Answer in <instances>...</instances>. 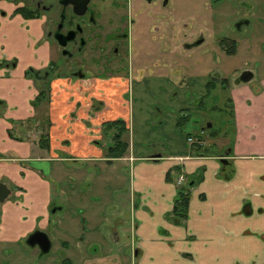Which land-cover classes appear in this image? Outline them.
Wrapping results in <instances>:
<instances>
[{"label":"crops","instance_id":"1","mask_svg":"<svg viewBox=\"0 0 264 264\" xmlns=\"http://www.w3.org/2000/svg\"><path fill=\"white\" fill-rule=\"evenodd\" d=\"M168 1L174 23L182 20L178 17L180 14L198 22L209 20V16L227 14L224 8L214 7V13L209 15L208 9L214 5V0L208 5L194 0L193 15L188 13L187 5L176 11L177 2L193 0ZM258 1L260 3L250 0V9L254 4L256 8H264L261 5L264 0ZM14 9L15 6H6L9 14L0 19V60L17 61L8 79L1 78L4 71L0 70V148L10 155L0 159V183L13 188L10 190L15 195L0 204V247L21 244V239L28 238L37 228L45 232L50 241L52 237L58 246L71 248L77 240L88 242L90 232L82 233L80 238L74 235L78 225L50 226L49 216L62 210L56 203L58 194L51 179L64 164L63 169L80 161L106 168L127 162L133 164V168L137 166V177L133 176L130 185L136 198L134 220L130 225L133 245L139 250L133 264H264V75L253 71L250 83L236 84L231 90L234 144L223 155L207 153L204 142L200 141L189 149L182 147L180 154L162 147L161 153L155 151L142 157L130 148L124 158L107 162L103 146L98 144L102 139L101 123L123 118L128 126L130 124L129 103L121 97L126 88L119 80L91 84L55 81L49 105L50 144L49 149L44 150L39 148L34 136L29 141L18 142L8 134L13 122H22L33 115L31 101L37 89L23 78L24 71L29 67L41 68L50 57L47 44L41 43L42 21L11 16ZM241 19L236 18L233 24ZM214 26L216 33L223 32V22H215ZM203 30L214 33L209 28ZM252 83H257L253 84L255 88H247ZM99 100L102 106L98 113H93L91 104ZM202 148L205 155H193ZM159 154L162 157L156 166L146 167L151 163L147 159L160 157ZM223 161L231 166L229 180L219 176ZM173 168L178 174H184L187 184L191 181L189 178L201 174L199 181L189 189V194L192 191L186 222L178 227L165 219L172 211L176 194L173 184L166 179ZM225 170L229 171V167ZM109 174L106 172L105 177L95 176L89 181L90 188L100 182L101 189L95 192L105 199L102 184H110ZM17 190L21 191L20 195ZM25 262L27 260L20 261Z\"/></svg>","mask_w":264,"mask_h":264},{"label":"rangeland","instance_id":"2","mask_svg":"<svg viewBox=\"0 0 264 264\" xmlns=\"http://www.w3.org/2000/svg\"><path fill=\"white\" fill-rule=\"evenodd\" d=\"M249 1L214 0L215 6L212 5V9L221 7L227 14L215 18L209 16L207 19L223 22V32H220L223 34H216L213 30L215 27L213 21L211 23L213 28L209 27V30L214 31L211 37L212 42L207 39L206 43L196 50L170 54L167 47L171 39L166 32L161 33L157 27L164 13L152 4H146L138 10L139 6L135 0H132L133 9L137 10L132 12L135 23L131 28L129 26L131 40L128 50L130 49L134 63L139 64L140 68L136 70L134 67L138 74L131 72L128 96L130 124L129 133L125 138L128 139L136 155L143 157L155 151L161 153L162 147H166L174 154H180L179 149L182 147L186 149L191 147L192 143L188 142L189 137L204 142L206 152L214 155H223L234 144L233 122L235 121H233L230 93L227 90L229 87L221 90L220 86L216 85L210 95L205 97L203 76L194 83L193 80H189L180 85L170 74L173 73L182 78L185 73L187 75L192 73L188 66L193 65L195 68L202 67L200 75L204 76L211 71H219L224 77L231 78L232 75L244 70L257 71L264 75V8H256L254 4L251 11ZM210 2L212 0L196 1L200 5H208ZM193 3H195L194 0L177 2L176 11L185 9L187 5L188 13L193 15L195 14L192 8ZM256 3L260 2L257 0ZM181 4L184 5L183 8ZM212 9H208L209 15L214 13ZM255 9H257L255 16H249L252 26L241 29V34L247 41L243 39L234 55L226 56L221 53L218 46L216 47L217 41L214 39L217 37L215 36H236L231 29L235 19L242 17L247 11L250 15ZM5 11L8 15L9 12L6 9ZM169 14L167 12V15ZM142 15L148 17L146 23L140 19ZM178 17L183 19L186 16L180 14ZM258 18L263 22L262 24ZM143 26H146L145 32ZM50 54L53 62L58 60L59 56L54 45ZM207 56L212 57L211 61H205ZM176 67L179 72L183 71V75L177 73ZM134 79L137 81H132ZM253 84L257 83L247 85V88L254 89ZM180 117H182L181 124L176 127ZM204 149L195 150L193 155L206 154ZM1 150L2 158L10 156L6 155L8 152L5 149ZM147 164L150 165L146 167L156 166L155 163ZM64 165L57 176L51 179L55 185V192L58 194L55 197L56 203L62 206V210L49 216L50 226L58 228L61 224L68 223L78 225L79 229L74 234L78 238L82 233L90 232L87 237L88 242L79 243L77 240L72 243V249H69L71 251L76 249L72 251L75 256L71 257L69 253H65L66 256L72 264H133L134 237L130 225L132 221L130 212L133 210L135 199L131 198L133 193L130 191V185L133 176L137 177V166L133 168L127 162H117L112 166L99 168L84 161L72 163L63 169ZM220 165L225 167L222 162ZM106 172L110 173V184L101 183H103L102 188L107 199L101 198L95 192L101 189L98 185L100 182L92 188L89 186L90 180H94L95 176L104 175L105 177ZM178 176V171L173 168L167 179L173 184L171 186L174 191L178 188L176 187ZM17 192L21 194L20 190ZM10 196L15 195L12 192ZM26 239L27 236L21 239L19 245L0 247V264H61L64 254L56 251L58 247H53L44 257L36 259L33 249L26 246ZM51 241L56 245L52 237ZM22 259L27 262L20 263Z\"/></svg>","mask_w":264,"mask_h":264},{"label":"flooded vegetation","instance_id":"3","mask_svg":"<svg viewBox=\"0 0 264 264\" xmlns=\"http://www.w3.org/2000/svg\"><path fill=\"white\" fill-rule=\"evenodd\" d=\"M135 1L136 4L139 6V8H137L138 10H140L142 7H145L146 4H152L155 7L161 9V11L164 13V16L161 18V22L158 23L157 27L158 30L161 31V33L166 32L171 39V42L167 47V50L170 52V54L180 53L181 51L186 53L191 52L203 46L206 43L207 39H210L211 41V37H213L214 33L206 32L203 30V28H209L210 26H212L211 23L214 21V19L202 21L205 23H201L195 20H189L188 17H184L182 20L174 23L171 15V7L169 6L168 0ZM68 2V0H0V19H5L7 17V13L5 11L6 6H15V9L13 10V13H11V16L20 15L24 20L27 21H42L43 37L41 39V43L47 44V49L50 52L52 45H54L59 58L58 60L53 62L50 54L49 61L46 65L42 66L39 69H35L33 67H29L27 69L45 71L44 83L48 82L49 84L50 102L52 84L57 80H68L73 83L89 82V84L94 82L108 83L112 82L113 80H119L122 83L121 86L126 88L125 91L121 93V97L129 103L128 96L130 90L129 86L131 81V72L132 74H135V72L138 74L136 70L140 68L139 64L134 63L133 56L130 55V49L128 50V44L131 40L129 26L131 28L135 23V20L132 17V12L133 10H137L133 9L132 0H89L88 4L84 8L83 13L79 15H77V12H80L78 10V7H76L75 11L74 5L69 4ZM20 8L24 9L25 14L31 15L32 17L27 18L25 17L26 15L24 13H16L15 11ZM134 8H136L135 4ZM210 8L212 9V5ZM249 10L252 11V9L250 8ZM167 12L170 14L167 15ZM256 12L257 9H255L249 15V12L247 11L244 12L243 16H246L248 14V16L254 17ZM241 18V20H238L237 22L231 25V29L234 30L236 36H215L217 37L214 39V41H217V43L214 42L216 44V47L218 46V50L226 56L234 55L237 53L238 47L242 44V41L244 39V36L241 34V29L243 27L252 26V21L250 17ZM140 19L142 20V22L145 23L148 21L147 16L142 15ZM258 19L260 20V18ZM215 22L218 21H214V23ZM262 23L263 22L261 21L260 24ZM143 27V31L145 32L146 26ZM216 34L220 35L223 33L217 32ZM68 38L71 39L68 40ZM244 41H247L246 38L244 39ZM41 43L39 44L42 45ZM214 50L216 51V49ZM2 53L5 54L4 52ZM211 59V56H207L205 61L209 62L211 61ZM16 67V60L8 61L2 58L0 60V70H3L4 73L1 78L8 79L11 76V72ZM134 67L136 70L134 69ZM188 67H190L192 71L191 74L187 75L185 73L184 75L186 76H184L183 71L179 72L178 67H176L177 73H181V75H183L182 78L179 75H175L173 73L170 74V76L172 78H175L180 85H183V83H186V81L189 80H193L194 83L196 80L201 79L200 76H203V87L206 92L205 97L210 95V92H208V90H210L211 87H215L216 85H219L221 90L229 87V89L227 90L229 91V93H231V90L235 89L233 87L236 84L244 86L253 80L254 75L253 71L244 70L242 72H239L238 74L232 75L231 78L224 77L219 71H211L210 74L204 76L200 75L203 70L202 67L198 66L195 68L193 65H189ZM25 71L23 78L25 80L31 81L33 83V87L36 88L34 81L25 76ZM137 78H140V76H138ZM247 78H250L247 82L242 81ZM132 81L137 80L134 79ZM61 89H63V86H61ZM32 102L33 100L31 101V107L33 108ZM99 106H102V100H99L97 104L93 101V103L91 104V111L93 113H98V111L100 110ZM118 119H122L123 121H125L123 118ZM179 119H182V117H180ZM16 123L17 122H13L12 128H19ZM103 123L104 122H102L100 125V134L101 126ZM180 124L181 122H179L177 126H180ZM126 126L129 129L127 123ZM33 136L35 137L34 134ZM126 141H128V139H126ZM98 144H102V146L106 145L105 142H103V139H101ZM128 145L129 151V149L131 148L129 141ZM127 153L125 155H127ZM161 157L162 156L160 155V157L149 158L147 159V161H150L151 163H156L161 159ZM105 158L107 159V162H112L107 157ZM130 165L133 166V164L131 163ZM223 165L225 167H221L222 170L220 171L219 176L224 180H229L232 175L231 166L227 161L223 163ZM228 167L229 171H226L225 169H227ZM180 177H182V181L178 183V179ZM166 179H168L167 176ZM178 179V185H182L186 182L184 174L182 173L179 174ZM131 198L135 199L136 201L135 194H132ZM135 201L133 203V210L130 212L132 218L131 222H133L134 220L132 212L136 207ZM171 212L166 214V217L170 215ZM186 219L182 223H174L173 221H169L168 219L167 221L179 226L184 225ZM50 243V251L53 247H58L56 248V251L62 252L64 254V256L62 257L61 264H72L65 254L71 252L70 249H72V247L69 249L66 248V246L54 245L52 241H50ZM31 249H33L32 251L35 253L36 259L44 257V255L40 257L41 251L38 247H34ZM133 249L135 256L136 253L139 252V250L137 251V248H135L134 245Z\"/></svg>","mask_w":264,"mask_h":264},{"label":"trees","instance_id":"4","mask_svg":"<svg viewBox=\"0 0 264 264\" xmlns=\"http://www.w3.org/2000/svg\"><path fill=\"white\" fill-rule=\"evenodd\" d=\"M15 12L24 13V9L20 8ZM25 15L27 18L32 17L31 15ZM25 76L34 81L37 89V95L32 102L34 114L25 121L17 122L16 125L19 128L13 127L8 131V134L12 140L18 142L29 141L31 140V135L33 136L34 134L39 148L48 150L50 144L49 129L52 124L49 118L50 88L48 82L44 83L45 71L27 69ZM213 89L214 87H211L208 92L213 91ZM128 132L129 129L122 119L107 121L102 124L101 135L103 142L106 144L103 146V150L105 157L110 159V161L123 158L127 153L129 145L125 137L128 135ZM100 145L102 146V144ZM0 159H2L1 156ZM223 163L225 162L223 161ZM169 174H167V178ZM196 175L189 178L191 181L188 184V180L182 185L177 184L178 188L173 209L171 214L166 217L169 221L182 223L186 219L190 199L189 189L194 182L197 183L199 181L198 179L201 176V174Z\"/></svg>","mask_w":264,"mask_h":264},{"label":"water","instance_id":"5","mask_svg":"<svg viewBox=\"0 0 264 264\" xmlns=\"http://www.w3.org/2000/svg\"><path fill=\"white\" fill-rule=\"evenodd\" d=\"M68 1L69 4L74 5L75 11H76V7H78V10L80 12H77L78 13L77 15L83 13L85 6L89 2V0H68ZM70 39L71 38H68V40ZM249 79L247 78L242 81L247 82ZM208 127H210V125ZM10 195H11V190L5 184L0 183V204L3 203ZM52 212L54 213L55 210H53ZM25 243L30 248L38 247L41 251L40 257L50 252V248H51L50 240L47 234L40 230H36L32 234H30L26 239Z\"/></svg>","mask_w":264,"mask_h":264},{"label":"built area","instance_id":"6","mask_svg":"<svg viewBox=\"0 0 264 264\" xmlns=\"http://www.w3.org/2000/svg\"><path fill=\"white\" fill-rule=\"evenodd\" d=\"M189 141L191 142L192 140L189 139ZM181 181H182V177H180V178L178 179V183H180Z\"/></svg>","mask_w":264,"mask_h":264}]
</instances>
